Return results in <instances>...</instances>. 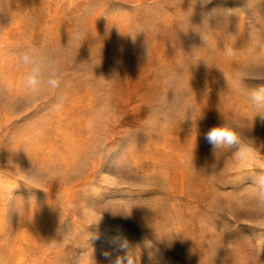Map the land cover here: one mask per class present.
Masks as SVG:
<instances>
[{"label": "rangeland", "instance_id": "374dc122", "mask_svg": "<svg viewBox=\"0 0 264 264\" xmlns=\"http://www.w3.org/2000/svg\"><path fill=\"white\" fill-rule=\"evenodd\" d=\"M261 86L264 0H0V264H264Z\"/></svg>", "mask_w": 264, "mask_h": 264}, {"label": "clouds", "instance_id": "9594fccd", "mask_svg": "<svg viewBox=\"0 0 264 264\" xmlns=\"http://www.w3.org/2000/svg\"><path fill=\"white\" fill-rule=\"evenodd\" d=\"M16 63L22 71L20 87L27 95H40L46 91L59 90L62 84V60L59 55L44 48L29 47L15 53ZM249 106L254 112V118L259 116L264 120V86L251 90L248 93ZM205 139L212 145L216 153L221 149H237L244 151L238 132L235 127L224 121L205 133ZM264 188V177L258 180ZM115 264H122L117 258ZM127 264H132L127 258Z\"/></svg>", "mask_w": 264, "mask_h": 264}]
</instances>
